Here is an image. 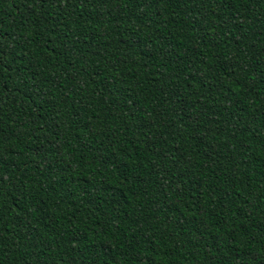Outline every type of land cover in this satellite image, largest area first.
Returning <instances> with one entry per match:
<instances>
[{
  "label": "trees",
  "instance_id": "16d2710c",
  "mask_svg": "<svg viewBox=\"0 0 264 264\" xmlns=\"http://www.w3.org/2000/svg\"><path fill=\"white\" fill-rule=\"evenodd\" d=\"M0 264H264V0H0Z\"/></svg>",
  "mask_w": 264,
  "mask_h": 264
}]
</instances>
